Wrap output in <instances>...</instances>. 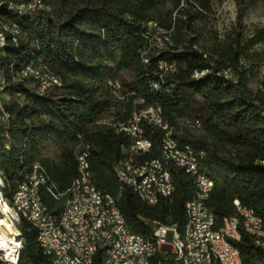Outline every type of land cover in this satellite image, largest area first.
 <instances>
[{"label":"trees","instance_id":"trees-1","mask_svg":"<svg viewBox=\"0 0 264 264\" xmlns=\"http://www.w3.org/2000/svg\"><path fill=\"white\" fill-rule=\"evenodd\" d=\"M31 1L0 0V15L19 28L17 41L8 34L0 52V177L9 204L37 165L45 177L42 202L59 214L86 152L94 185L113 198L134 232L150 238L157 224L181 231L196 194L194 175L170 162L173 192L148 204L121 189L116 172L127 155L123 147L132 143L122 125L153 106L168 129L140 120L151 148L134 154L135 162L162 160V138L171 130L213 180L207 205L218 224L237 214L238 200L264 227V75L256 88L250 84L264 61V26L246 30L248 2L237 0L236 24L221 37L209 24L213 0H41L32 12L8 8ZM157 35L164 45L152 44ZM164 62L174 68L164 70ZM26 66L60 85L42 92L34 76L23 75ZM17 227L20 264H50L36 229L24 217ZM240 233L234 243L242 264H263L264 248L243 228Z\"/></svg>","mask_w":264,"mask_h":264},{"label":"bare ground","instance_id":"bare-ground-1","mask_svg":"<svg viewBox=\"0 0 264 264\" xmlns=\"http://www.w3.org/2000/svg\"><path fill=\"white\" fill-rule=\"evenodd\" d=\"M3 2H0V6ZM36 5V0H32L29 3H14L9 2L8 8L14 12H24L18 9H26L27 7H33ZM41 6V0H38V7ZM156 25V24H154ZM10 34L13 41H17L16 37L19 34L17 31V25L10 23L0 15V52L7 43V35ZM163 64H166L164 62ZM163 64L161 67L164 69ZM174 66L172 67V69ZM171 69V70H172ZM166 70V69H164ZM23 75H32L36 79L39 89L43 92L49 87L43 81L47 79V76L56 81L57 85H60L59 79L53 75L44 73L36 68V74L27 73L23 70ZM5 81L3 76L0 75L1 91L3 90ZM156 110V112L150 111ZM3 120H8L9 115L6 112L2 114ZM147 119L155 125L168 129V125L164 122L161 116V109L159 107L150 106L138 114H134L132 120L127 124L122 125L121 129L124 130L132 139V143L123 147V151L127 154L116 167L117 176L120 183V188L129 187L137 195L148 204H154L160 197H167V191L169 195L173 192L174 185L172 179V173L170 171V161L176 166L183 168L186 172L194 175L196 184V194L189 200L185 208V224L180 231L176 227V244L180 245L179 256H172L171 259H162V243L159 240L156 226L153 231V235L150 238H146L136 233L138 238H143L146 242L147 249L141 256L139 264H195V258H192L193 241H195L196 221L200 220L199 210V197L204 200V215H212L213 212L207 205V199L213 188V180L204 172L199 171V176L204 180V183L208 187V190L200 191V183L198 181V175L194 170H191V163L199 170V163L196 155L190 146L179 147V143L172 135L171 130H165L164 136H171V141H163L162 148L164 156L162 160H152L138 164L135 162L133 156L140 152L141 139L146 140V144L151 148V142L143 137L142 130L139 127L140 120ZM137 121V128L139 135L134 130V122ZM195 126H200L198 121L195 122ZM180 150L185 153H180ZM82 159V153L78 156V175L74 179L71 187L68 190V196L63 204L62 210L59 214H52L43 204L38 202V209H44L47 214L45 233L48 234L50 239H53L54 245L52 250H49L48 245L43 240V229L38 222H33L29 219L28 213H17V206L15 204V198L12 199V204L3 203V217H0V264H10L9 256H12L13 264H20V259L23 253V238L17 224L21 222V217H24L33 228L36 229V242L43 250V253L50 259V264H111L112 252L111 248H104L102 250V241L109 239V235H114V228H107V220L103 218L102 214H107V207L111 203V210L114 215H118L120 223L125 225V229L129 232H134L125 217L115 205L111 196L97 192L96 194H88L87 203H82V210H86V214L80 219V228L82 235L79 234L77 229L69 228L65 226L70 212H75L78 206V200L83 197V193H86V180H91V172L79 171L80 160ZM154 163L158 167V171H153ZM38 183L31 184V191L40 192L41 184L45 182V177L42 173L32 172L26 174L19 184L22 186H29V182L32 180H39ZM146 178L153 179V190L150 192V199H148V190ZM131 182V183H125ZM162 182H167L166 186ZM2 181L0 180V189ZM238 200L234 201L237 208V214L225 217L221 223L222 227H226V230H222V227H215V234H220L221 241H212V244H205V250L202 255V264H224L222 259H215V252H223V245L228 247L231 253L239 254V260L242 264L240 252L235 246L234 241L239 240L241 237L240 228L251 234L256 242L264 248V227L261 219L255 214L254 210L245 206H237ZM2 204V203H1ZM90 205H97V209L90 207ZM2 206V205H1ZM1 216V215H0ZM97 238L95 234V223ZM160 226H170L165 224H157ZM259 227H262L260 229ZM82 237L85 241L87 248L86 256L82 254V247L79 246L82 243ZM9 242V244H8ZM9 245V246H8ZM11 246V247H10ZM215 250V252H214ZM101 255L100 262L96 263L97 254ZM64 256L63 261L54 258V256ZM264 264V263H263Z\"/></svg>","mask_w":264,"mask_h":264},{"label":"built area","instance_id":"built-area-1","mask_svg":"<svg viewBox=\"0 0 264 264\" xmlns=\"http://www.w3.org/2000/svg\"><path fill=\"white\" fill-rule=\"evenodd\" d=\"M38 8V0H36V5L33 7H27L26 9H18L24 12H32ZM17 31L19 32V28L17 27ZM0 41H4L1 40ZM164 69L166 71H170L173 67V63L167 62L163 64ZM23 70L27 73L36 74V68L32 66H26ZM47 87H51L56 84V81L51 77L47 76L46 80H43ZM0 95H1V86H0ZM156 112V110H150ZM140 112V110H139ZM3 119V116L1 115ZM131 119V118H130ZM134 122V130L131 132H135V134L139 135V130L137 128V121ZM141 146L140 152H146L150 148L146 144V140H142L141 136ZM162 141H171V136H163ZM180 153H185L180 150ZM171 162V161H170ZM153 171H158V167L154 163ZM191 170L196 172L198 175V181L200 183V191L208 190V187L204 183V180L199 176V170L191 163ZM79 171L83 172H91L89 168V161L87 159V153H82V159L79 164ZM34 173H39L37 171V165L34 167ZM42 181L39 176V180H32L29 182V186H22L19 184L16 191L13 194V198H15V204L17 206V213H28L29 219L33 222H38L43 229V240L45 244L48 245L49 250H52V246L54 245L53 239H50L47 233H45V224L47 214L44 209H38V202H42L40 192L31 191V184L38 183ZM131 183V182H125ZM147 190H148V199H150V192L153 190V179L146 178ZM167 182H162L164 186H166ZM97 192H101L94 185L92 178L91 180H86V193H83V197L78 200V206L75 212H70L67 223L65 226H68L72 229H77L79 234L81 233L80 228V219L84 214H86V210H82V203H87L88 194H96ZM167 195L169 196V191H167ZM204 200L199 197V210H200V220L196 221V231L195 232V241H193V252L192 258H195V264H202V255L205 250V244H212V241H221L222 237L220 234H215V227H222L221 224H218L215 214L212 215H204ZM237 206H242L240 202H237ZM90 207H94L97 209V205H90ZM103 218L107 220V228H114V235H109V239L101 240L102 241V250L104 248H111L112 252V261L111 264H139L141 260L142 254L145 252L148 246H146L145 240L143 238H138L136 236V232H129L128 229H125V225L120 223L118 215H114L111 210V203L107 207V214H102ZM229 217V216H228ZM95 223V221H94ZM95 223V234L97 238ZM176 225L170 226H160L156 225V231L159 237L160 242L162 243V259H171L172 256H179V248L180 245L176 244ZM262 229V227H259ZM222 230H226V227H222ZM9 244V242H8ZM10 245V244H9ZM8 245V246H9ZM223 245V252H215V259H222L224 264H241L239 260V254L231 253L227 246ZM82 247V254L86 256L87 248L85 245V241L82 237V243L79 244ZM11 247V246H10ZM58 260L63 261L65 257L62 256H54ZM10 264L12 262V256H9ZM99 261L96 260V263ZM187 264V263H186Z\"/></svg>","mask_w":264,"mask_h":264},{"label":"rangeland","instance_id":"rangeland-1","mask_svg":"<svg viewBox=\"0 0 264 264\" xmlns=\"http://www.w3.org/2000/svg\"><path fill=\"white\" fill-rule=\"evenodd\" d=\"M248 2L249 7L243 17L246 30L252 29L256 25L264 26V0H245ZM238 13L237 0H213V13L210 17L209 24L217 30L218 35L224 37V35L232 29L236 24ZM156 35V34H155ZM209 35L205 34L204 38H208ZM152 44L154 46L164 45L165 42L162 38L153 37ZM255 80L250 82L253 88L257 86V80L260 76L264 75V61L262 65L256 70ZM195 132H200V129H194ZM0 180L2 181L1 177ZM3 183V182H2ZM2 186V185H1ZM8 203L3 196L0 189V217H3V203ZM2 203V204H1ZM2 205V206H1ZM10 207V205H9Z\"/></svg>","mask_w":264,"mask_h":264}]
</instances>
